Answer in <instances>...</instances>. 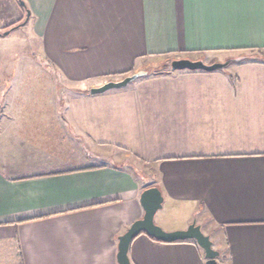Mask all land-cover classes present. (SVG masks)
I'll use <instances>...</instances> for the list:
<instances>
[{"label": "crops", "instance_id": "crops-1", "mask_svg": "<svg viewBox=\"0 0 264 264\" xmlns=\"http://www.w3.org/2000/svg\"><path fill=\"white\" fill-rule=\"evenodd\" d=\"M16 2V19L24 18L44 61L80 91L64 116L51 113L55 105L31 119L21 115L25 103L0 105L11 112L0 143H40L52 154L28 172L0 171V264H117L118 237L142 217L147 187L163 197L154 223L164 231L194 220L219 251L218 264H264V0ZM203 54L223 55L214 63L228 68L170 69L89 94L158 58ZM31 75L49 86L45 72ZM118 153L145 174L91 163ZM175 210L182 216L172 218ZM128 258L205 264L193 243L144 234Z\"/></svg>", "mask_w": 264, "mask_h": 264}, {"label": "rangeland", "instance_id": "rangeland-1", "mask_svg": "<svg viewBox=\"0 0 264 264\" xmlns=\"http://www.w3.org/2000/svg\"><path fill=\"white\" fill-rule=\"evenodd\" d=\"M16 3L18 5L23 3L24 5V0H18ZM18 15L15 12V0H0V105H4V109H6L9 104L25 103V110L21 115L27 116V119L49 114L52 109L49 106L55 105L51 113L64 116L70 99L78 96L80 90L76 86L56 77L51 66L44 61L38 41L35 38L32 39L28 31L22 27L24 18L20 15L21 17L16 19ZM2 29L6 31H2ZM5 32L8 35L2 36ZM176 58L179 59L178 56L158 58L153 66L144 71L151 75L169 71L170 63ZM192 58L196 61L201 60L207 65L213 64L217 60L220 62L226 60L223 55L215 57L212 54L195 55ZM225 66L223 69L228 68ZM36 71H43L51 77L49 86L51 83L54 87L52 94L48 84H46L47 80L45 77L41 76L40 79L31 75ZM22 73L24 74V79H21ZM28 83L29 85H27ZM16 88H20L19 91H16ZM0 115L5 123L4 125L3 123L0 124V136H2L9 129L11 112L3 111ZM68 135L72 137L70 132ZM83 151H86L84 146ZM49 161H52V154L43 150L40 143H0V171L2 172H28L42 167ZM102 162L105 164L113 162L117 165H123L127 169L131 168L141 173L142 176L145 174V171L141 169V163L123 153H118V156L114 155L113 161L110 159L91 161V163ZM146 178L149 179L148 177ZM175 212L173 211L172 218L175 219L182 216L177 210ZM203 219H205V216Z\"/></svg>", "mask_w": 264, "mask_h": 264}, {"label": "water", "instance_id": "water-1", "mask_svg": "<svg viewBox=\"0 0 264 264\" xmlns=\"http://www.w3.org/2000/svg\"><path fill=\"white\" fill-rule=\"evenodd\" d=\"M23 6V3H21ZM7 32L4 33L6 35ZM225 66L222 63H213L207 65L202 61H192L189 59L173 60L170 69L175 70H203L214 71ZM147 75L145 71H138L128 75L118 81H107L98 87L89 89L90 95L105 93L109 90L125 88L137 79ZM163 197L157 187H149L143 190L139 196V204L143 210L140 219L134 221L127 230L118 237L117 243V264H130L128 258V249L131 241L140 234H144L162 243H175L180 241H193L199 247L205 259V264H218L220 256L219 251L213 248L212 241L209 236L205 235L200 225L193 220L185 229L164 231L161 227L154 223V216L158 210L162 208Z\"/></svg>", "mask_w": 264, "mask_h": 264}, {"label": "trees", "instance_id": "trees-1", "mask_svg": "<svg viewBox=\"0 0 264 264\" xmlns=\"http://www.w3.org/2000/svg\"><path fill=\"white\" fill-rule=\"evenodd\" d=\"M136 174H139L140 175V173H138V172H136ZM152 184V183H151ZM149 182H146V183H144V185L145 186H149V185H151ZM148 188V187H147ZM149 237V236H148ZM150 239H152V240H154L153 238H151V237H149ZM154 241H156V240H154ZM157 242H159V241H157ZM184 242H189V243H193V244H195L193 241H180V242H175V243H184ZM196 245V244H195ZM199 248V247H198ZM199 250L202 252V250L199 248ZM203 253V252H202Z\"/></svg>", "mask_w": 264, "mask_h": 264}]
</instances>
